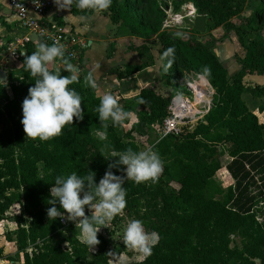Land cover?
Segmentation results:
<instances>
[{"label": "trees", "instance_id": "trees-1", "mask_svg": "<svg viewBox=\"0 0 264 264\" xmlns=\"http://www.w3.org/2000/svg\"><path fill=\"white\" fill-rule=\"evenodd\" d=\"M133 1L143 2L112 0L108 9L99 11L77 9L71 0L70 12L91 16L98 11L112 23L127 26L135 35H155L160 43L157 52L163 60L160 73L165 84L177 91V76L185 72L202 73L206 66L209 72L204 75L214 94L203 121H198L193 128L183 127L179 135L169 134L153 143L151 149L162 161L160 173L155 181L126 180L123 184L126 206L113 218L138 219L147 232L156 233L157 241L151 254L144 255L136 264H264V226L254 209L245 206L242 195L235 191L240 186L239 170L247 172L246 164L253 163V157L264 151V123L243 99L246 90L254 96H264V83L249 88L244 83L249 73L264 74V39L246 40L250 29L233 21L243 12L248 0H186L193 4L197 14L206 15L207 31L223 26L238 35L245 55L241 69L232 78L211 44L193 35L174 37L166 29L146 28L132 19ZM156 8L162 20L165 13L159 6ZM54 20L64 23L58 15ZM2 24L8 27L5 21ZM193 31L200 33L194 27ZM37 46L32 40L26 41L25 55L35 51ZM168 47H173L174 52L170 57L172 63L165 70L169 57H163V53ZM134 49L141 62L113 68L111 72L118 79L154 65V56L146 42ZM2 52L0 44V61ZM23 59L24 56L19 68L8 71L6 85L3 80L0 82V122L6 119L10 125L0 131V221L14 205L19 206V212L13 217L17 225L18 252L24 257L21 264H113L108 242L101 234L97 235V245L87 246L71 221L66 223L59 217L49 220L46 209L51 205L47 200L57 175L71 172L82 175L92 171L98 182L108 164L116 159L106 160L101 151L108 156L110 152L129 147L140 150L137 139L133 131L122 132L120 123L113 126L110 119L99 121L96 108L100 95L96 88L85 83V78L92 73L85 71L75 75L70 59L63 61L59 72L51 62L48 69L59 75L76 76L68 87L81 96L83 119L74 117L60 135L48 140L26 137L20 122L21 103L35 77L25 71ZM68 64L71 69L67 68ZM171 96V93L162 94L151 86H144L131 100L123 97L116 100L123 110L134 113L140 123L151 126L163 121L170 112ZM140 99L142 103L137 102ZM97 133L103 134L105 139L100 140ZM228 143L232 144L228 149L232 161L227 167L238 181L235 189L230 186L224 198L219 199L215 193H223V189L216 184L214 175L222 167V147ZM112 171L124 175L116 168ZM210 189L214 193H210Z\"/></svg>", "mask_w": 264, "mask_h": 264}, {"label": "rangeland", "instance_id": "rangeland-1", "mask_svg": "<svg viewBox=\"0 0 264 264\" xmlns=\"http://www.w3.org/2000/svg\"><path fill=\"white\" fill-rule=\"evenodd\" d=\"M1 2L2 8L8 10L7 1L2 0ZM154 2H156V4ZM190 5L193 4L186 0L133 1V10L131 11L130 16L146 28L166 29L174 37H177L175 35L176 33H180V37L193 35L196 39L204 43L211 44L214 52L227 68L229 77L232 78L233 75L241 69V59L245 55V50L239 42L238 35L235 30H226L223 26L215 28L211 31L205 30L203 33H195L193 31V27L194 19L197 13L196 10L192 13ZM156 6H159L165 13L162 20ZM67 8L68 7H66V9H58L55 4L50 12L59 11L68 19L69 14L76 17L71 14ZM63 15H61V17L63 18L65 25L69 24L76 27L73 23L66 21ZM84 17L91 18L87 19L84 26L90 36L88 40L93 41V43L90 44L89 48L86 50V55L89 57L90 61L87 65L86 71H91L93 79L96 81V90L98 95L101 96L106 93H111L115 98L123 97L131 100L135 97V95H137L143 86H151L162 94H172L179 91L192 95V89H189L188 84L194 83L196 86L201 83L200 79L196 77L193 72H185L182 76H177L175 78L179 87V90L175 91L172 86L165 84V82L161 79L160 68L163 64V60L158 56L157 49L160 43L155 35L150 37L135 35L127 26L123 24H114L108 17L98 12L91 16ZM233 21L237 25H242L243 27L250 29L248 30L246 40H250L253 37L264 39V0H248L243 12L234 17ZM61 25H63V23H61ZM142 42H146L150 46L155 60L154 65L149 69H144L136 73L138 74L137 76L132 75L130 78L123 81L119 80L110 72V69L121 64V61L129 63L132 62L134 58L131 55V51H135L137 54L134 47ZM20 50L21 47L16 48L17 53H19ZM112 55L114 56L110 57ZM14 67H17V65L13 64L12 66H9L7 64L0 63V69L3 72H6V75L8 71ZM55 70L59 72L61 71V68H55ZM172 71L173 74H175L173 69ZM74 73L75 75H79L83 72L75 70ZM141 79H143L144 82L139 81ZM3 81L6 85L7 80ZM137 82L139 84L135 86ZM244 83L247 88L253 87L256 84H263L264 74L249 73L244 77ZM207 89L208 88H206V91ZM7 90L12 96L10 87H7ZM213 92L211 100L213 99ZM243 99L249 109L257 114L260 122L264 123V108H262L264 107V96L257 97L252 95L249 90H246L243 93ZM206 102H202L198 105V109L200 111L197 110L195 114L193 113L192 116L188 118V123L183 127L195 126L196 119H200L204 116L201 111H205L209 106ZM130 113L132 114L131 117L124 119L120 123L122 129L121 131H133L140 146V150L151 148L153 143L161 137L163 122L161 121L160 123L148 126L144 123H140L134 113ZM9 127V122L6 119L0 122V131H4ZM231 147V143L222 147V167L219 168L214 175L216 184L223 189V193H215L216 198L219 199L224 198V195L230 186L234 189L237 187L238 180L233 177L227 167V165L232 161V157L228 154V149ZM253 158L255 160L253 163L246 164L247 172L239 170L238 184L240 186L235 191L242 195L241 201L245 206H250L254 209L259 221L264 226V151ZM209 192L214 193L211 189ZM15 212H19L18 205H14L10 210H8L6 218L4 221L0 222V236H8L9 239L7 241L11 242L12 240H15L17 245V225L13 219ZM85 214L90 215V211L86 210ZM130 220L131 218L129 217L112 218L107 222V227H101L97 233V235L101 234L108 242V251L111 254L110 260L112 263L136 264V262L144 256V254L140 253L138 250L125 247L121 241L123 229ZM65 222L68 223L70 221L65 219ZM72 223L78 237L82 239L79 229H76L74 222ZM117 249L122 250L118 253L116 251Z\"/></svg>", "mask_w": 264, "mask_h": 264}, {"label": "clouds", "instance_id": "clouds-1", "mask_svg": "<svg viewBox=\"0 0 264 264\" xmlns=\"http://www.w3.org/2000/svg\"><path fill=\"white\" fill-rule=\"evenodd\" d=\"M68 2L71 0H54L58 9H66L65 4ZM111 2L112 0H74V5L81 10L103 11L110 7ZM175 35L180 37L181 34ZM173 52L174 48L168 47L163 53V57H169L164 65L165 70L172 63L170 57ZM63 56V47L55 42L51 45L41 42L35 51L24 55L25 71L31 77H35L33 86L29 87L21 103L20 122L26 137L48 140L60 135L65 126L72 123L74 117L77 120L83 119L81 96L74 88L68 87L76 80V76L59 75L48 69L50 62ZM71 67V64L67 65L68 69ZM208 72L209 69L205 66L202 73L208 74ZM85 83L93 89L96 88V81L91 75L85 78ZM137 102L142 103L143 100ZM96 113L100 122L110 119L113 126L132 115L118 105L111 93L99 97ZM104 127L107 125L105 124ZM97 136L100 140L105 139L103 134L97 133ZM100 154L106 160L116 159L108 164L99 181L96 182L95 173L92 171L82 175L77 172L57 175L51 183L50 199L47 200L51 207L46 209L49 220L53 218L56 220L59 217L61 220L74 222L82 241L90 247L98 244L97 233L101 227H107V222L125 208L127 203L126 188L123 187L125 181L130 180L135 183L149 179L155 181L162 167L158 153L151 148L133 150L129 147L120 152H110L108 156H105L103 151ZM113 168L122 171L124 175L114 174ZM86 207L90 215L85 214ZM121 241L125 247L138 250L147 256L151 254L157 236L155 232H146L142 221L131 219L123 229Z\"/></svg>", "mask_w": 264, "mask_h": 264}, {"label": "built area", "instance_id": "built-area-1", "mask_svg": "<svg viewBox=\"0 0 264 264\" xmlns=\"http://www.w3.org/2000/svg\"><path fill=\"white\" fill-rule=\"evenodd\" d=\"M8 3L18 26L26 31V34L22 38L23 44L26 41L32 40V35L37 36L36 40H32L37 44L43 42L47 45H51L55 42L63 47L64 56L56 58L51 62L54 68H62L63 61L65 59H70L73 62L72 66L74 67V71L77 69L76 64L78 63V59L82 51L89 45V41L81 37L76 31L66 29L61 23L56 22L54 17L49 18L47 16V12L52 7L54 0H8ZM16 48H13L14 54H16ZM194 74L200 79L201 83L196 86L194 83L188 84L189 89H192V95L179 91L172 93L171 109L168 115L163 118V131L161 137L169 134L179 135L182 131V127L188 123V118H190L193 113H196H192V110L200 111L198 105L202 102H206L204 98L212 97L214 89L206 76L202 73ZM206 88H208L207 91ZM196 89L202 92L201 95L197 94ZM206 103L209 104L208 108L205 110L206 112L201 111L204 116L211 108L212 100L210 103ZM192 104H196V106L194 107L193 105L192 107ZM204 116L200 119H196L195 125L198 121H203ZM189 128L193 127L189 126ZM63 221L65 222V219Z\"/></svg>", "mask_w": 264, "mask_h": 264}, {"label": "crops", "instance_id": "crops-1", "mask_svg": "<svg viewBox=\"0 0 264 264\" xmlns=\"http://www.w3.org/2000/svg\"><path fill=\"white\" fill-rule=\"evenodd\" d=\"M1 1L2 0H0V44L3 45V52H2V59H1L0 63L7 64L9 66H12L13 64H15V65H17V67H14L12 69H17L22 64L21 58L26 54V51H25V48H24V44L22 42V38L26 34V31L23 28L18 26L15 17L11 13L8 0H6L7 4H8V8H9L8 10H6L5 8H2V6H1L2 2ZM54 5H55V3H53L52 7L47 12V16L49 18H53L55 15H58V16L63 15L59 11L50 12L53 9ZM65 7H68L67 10L70 12V2L66 3ZM98 13H100V12H98ZM74 16H76V17H73V16H71L69 14V19H68V18H66L63 15V17L65 18L66 21H69V22L73 23V25H75L76 27L71 26L69 24L65 25V23H63V26L66 29H71V30L76 31L77 33H79V35L81 37H83L87 41H89V45L87 46V48H85L82 51V53H81V55H80V57L78 59V63L76 64V66H77L76 71L78 70V72H85L86 68H87V65L90 63L89 57L86 55V50L89 48L90 44L93 43V41L92 40H88L90 36L88 35L87 29H86V27L84 25H85L87 19H91V18L90 17H84V16L80 17V15H74ZM2 21H5V23L8 25V27H5V25L2 24ZM14 47L15 48L16 47H21L20 52L19 53L16 52V54H14L13 53V48ZM131 52H132L131 55L134 58L132 60V62L129 63V62L121 61V64L112 67L110 69V72H111V70L113 68H116L118 66H123L124 64H139L141 62V59L139 58L138 54H136L135 51H131ZM21 53H24V55H21ZM115 54H116V52H115ZM113 56L114 55H112L110 57H113ZM110 57H108V58H110ZM150 67H147L146 69H149ZM87 71H89V70H87ZM2 72L3 71L0 69V79L1 80H6V77H7L6 72H3V73ZM1 73H2V75H1ZM133 75L137 76L138 74H133ZM130 77H128V78H130ZM125 79H127V78H125ZM125 79H119V80L123 81ZM139 81L144 82L143 79H141ZM138 84L139 83L137 82L135 84V86H137ZM6 216H7V212H6ZM6 216H5V218H6ZM13 219H14V217H13ZM2 221H4V219ZM2 221H0V222H2ZM8 239L9 238L6 235H1L0 236V252L2 253V256H0V264H21L23 262V260H24L23 253H19L18 252V247L16 248L17 245H16L15 240H12L10 242V241H7ZM9 244H11V245H9ZM8 257H9V259H8ZM113 264H119V263H113Z\"/></svg>", "mask_w": 264, "mask_h": 264}, {"label": "water", "instance_id": "water-1", "mask_svg": "<svg viewBox=\"0 0 264 264\" xmlns=\"http://www.w3.org/2000/svg\"><path fill=\"white\" fill-rule=\"evenodd\" d=\"M194 28L203 33L206 30V15L204 14H197L194 19ZM37 36L32 35V40H36Z\"/></svg>", "mask_w": 264, "mask_h": 264}, {"label": "bare ground", "instance_id": "bare-ground-1", "mask_svg": "<svg viewBox=\"0 0 264 264\" xmlns=\"http://www.w3.org/2000/svg\"><path fill=\"white\" fill-rule=\"evenodd\" d=\"M190 8H191L192 13H194V11H195L194 6H193V5H190ZM196 92H197V94H199V95H201V93H202V92H200L199 89H196ZM204 97H205V96H204ZM205 101H208V102L210 103L211 98L206 97V98H205ZM193 105H194V107L196 106V104H192V107H193ZM196 111H197V110H196ZM196 111H193V110H192V113H193V112H196Z\"/></svg>", "mask_w": 264, "mask_h": 264}]
</instances>
